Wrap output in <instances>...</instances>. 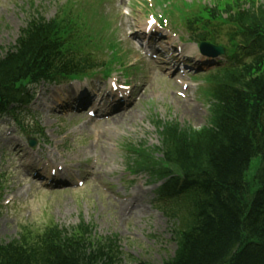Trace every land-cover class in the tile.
Listing matches in <instances>:
<instances>
[{"label": "trees", "instance_id": "obj_1", "mask_svg": "<svg viewBox=\"0 0 264 264\" xmlns=\"http://www.w3.org/2000/svg\"><path fill=\"white\" fill-rule=\"evenodd\" d=\"M240 20L247 24L246 16ZM62 24L42 18L27 23L0 56V97L17 96L15 83L27 77L81 71L60 41ZM234 80L221 90L210 128L164 134L166 158L182 174L188 196L177 250L162 264H264V62L243 68ZM253 158L260 162L248 180ZM183 207L184 201L178 211ZM91 232L81 222L70 231L52 226L22 233L18 240L0 241V264H114L115 241L92 242Z\"/></svg>", "mask_w": 264, "mask_h": 264}, {"label": "rangeland", "instance_id": "obj_2", "mask_svg": "<svg viewBox=\"0 0 264 264\" xmlns=\"http://www.w3.org/2000/svg\"><path fill=\"white\" fill-rule=\"evenodd\" d=\"M33 1V7H29L30 2ZM62 0H0V53L2 49L7 48L10 45H15L16 36L21 27L25 25L27 17L35 13V8L39 10L45 18L49 19L54 16L58 2ZM71 1V0H69ZM88 0H85L87 2ZM125 1H127L125 3ZM141 0H104L103 3L97 4L93 7L81 6L73 13L75 7H73L71 13L75 16H81L79 21L80 36H84L87 32L84 26L88 20H92L93 26L105 28L110 34L109 26L114 27L117 30L118 38H125V33L122 28L117 27L116 23L120 19L121 7L124 6L128 9V13L135 12L136 16L141 11ZM184 1V2H183ZM196 0H180V4H191ZM209 1V0H203ZM212 1V0H211ZM226 3L229 0H217ZM123 3V4H122ZM96 4V3H95ZM152 2L149 5H153ZM153 8L152 6H149ZM28 10V16L26 11ZM95 14L97 16H95ZM86 17L87 19H84ZM115 24V26H114ZM172 29V25L169 26ZM103 35V34H102ZM128 41L125 42L127 44ZM131 42L128 43V45ZM132 46V45H131ZM127 49V47H124ZM130 54L134 57L133 51ZM146 73H141L134 84H144L145 95L147 98L141 100L144 119L141 121L138 118L136 120H129L125 124L118 128L111 127L107 129L103 123L100 125H94V122L90 118L77 119L73 117H64L59 121V124L54 120H47L44 117L40 118L41 123L46 128L47 133H50V137L44 139V145L42 147H49V150L54 154L60 153L63 160H59V163L68 162L72 166H84L82 161L87 160L85 166H91L94 163L98 164V167H102L100 172L101 176H95L96 184L89 182L84 188L73 191L64 192H49L39 187L24 184L20 186L21 177L14 175L15 179L10 183L9 188L4 191V200H0V205L6 206L8 202L7 197H13L14 201L19 204L22 211L20 216H14L12 214L13 209L9 206L7 210L1 209L0 217V240L3 242H9L17 239L18 234L28 233L38 234L48 225H59V228H67L77 224L82 218L86 223L91 222L95 225V233L98 235H108L109 233H116L118 236V243L120 246L121 254L117 257L115 264H135L130 257L139 259L140 261H148L151 264H160V262L166 257V255H172L176 245L170 238L171 235L168 231V225L164 220L160 222L158 230V238L155 241L149 237V234L155 232L153 229H148L149 219L155 218L154 211L150 207V200L153 198L152 190L154 187L147 182L146 186L136 188L144 191L139 196L142 200V204L147 205L150 210L144 211L141 216L135 215L134 212L127 213L128 215H135L133 217L122 218L119 216V211L122 205V199H118L116 194H111L115 188L120 189V194L123 192V188H127L128 191L130 185H128V177L124 168V150L122 149V142L126 139H137L138 134L141 132H148L150 130V122H147L149 114H155L159 118H176L182 124H189L194 128L201 127L206 123V114L202 111H197V108L206 105L203 93L201 90L194 92L196 101L194 102L193 117L187 113L175 110L172 105L169 104V93L166 92L169 86H166L159 75L155 79H149L146 77ZM141 79V80H140ZM152 82L149 84V82ZM198 83H202L200 80H196ZM97 84V82H95ZM172 88H178L171 84ZM180 89V88H178ZM57 90L56 87L50 86L48 92ZM100 88L99 91H101ZM152 95L155 97L153 98ZM54 98V96H51ZM176 98H178L176 96ZM179 99V98H178ZM180 100V99H179ZM140 107V106H138ZM205 107V106H204ZM34 108V107H33ZM85 110H82L84 113ZM86 115V113H84ZM142 117V116H141ZM64 125V126H60ZM142 125V127H141ZM55 126L57 128L55 129ZM141 127V128H140ZM5 132V130H3ZM67 133L68 140L64 141L61 133ZM48 141V143L46 142ZM58 142L55 149L54 142ZM157 142V138L151 135L148 142ZM6 142V136L0 135V145ZM157 144V143H155ZM58 156V154H56ZM40 153L37 151L35 155L31 157V163L35 157H39ZM120 161V162H119ZM102 162V165H101ZM121 165V168L119 166ZM119 172V173H118ZM120 174V176H119ZM103 180L108 182H115L119 180L117 185L104 182L106 184V190L101 188L97 184V180ZM120 177V179H119ZM142 182H145L142 180ZM18 188H22L24 195L17 196ZM131 191V190H130ZM128 191V192H130ZM19 197V198H17ZM11 202V201H9ZM120 202V203H118ZM28 217L23 218L22 214ZM11 217L12 219H8ZM91 239L100 241L98 237L91 236ZM165 249L166 252L163 250ZM163 250V251H162ZM130 254V256H128Z\"/></svg>", "mask_w": 264, "mask_h": 264}, {"label": "bare ground", "instance_id": "obj_3", "mask_svg": "<svg viewBox=\"0 0 264 264\" xmlns=\"http://www.w3.org/2000/svg\"><path fill=\"white\" fill-rule=\"evenodd\" d=\"M116 97H120V96H116ZM186 112H188V111H186ZM108 113H111V114H113V113H117L116 111H108ZM100 115V114H99ZM120 116V115H119ZM117 116V117H111L110 119H112V121H111V124H112V126H118V125H120V124H123V123H125V120L123 119V116ZM133 120L135 119V117H133L132 118ZM124 195V194H123ZM134 197H135V195H129L125 200H127V199H129V198H131L130 199V201L128 202V204H126V205H123L121 208H120V214H123L125 211H126V209L129 207V206H131V208H132V206L134 207V208H132V209H134V210H136V209H138L139 208V205L134 201ZM11 200V199H13V197L12 198H8V200Z\"/></svg>", "mask_w": 264, "mask_h": 264}]
</instances>
